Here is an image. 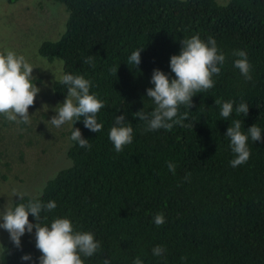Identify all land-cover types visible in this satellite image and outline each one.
Listing matches in <instances>:
<instances>
[{"label": "trees", "instance_id": "trees-1", "mask_svg": "<svg viewBox=\"0 0 264 264\" xmlns=\"http://www.w3.org/2000/svg\"><path fill=\"white\" fill-rule=\"evenodd\" d=\"M54 1L66 9L64 31L58 39L44 40L39 53L50 62L59 58L63 74L90 80V93L106 107L97 116L100 133L87 129L82 119L73 125L92 147L70 140V165L48 179L39 197L57 204L42 213L48 217L44 223L67 217L76 231L93 233L102 250L82 257L85 264L104 259L133 264L137 256L144 264H264V0ZM193 35L216 40L226 56L221 73L213 77L212 89L192 97L190 109L180 106L179 114L188 112L182 124L145 132V122L133 113L154 108L146 96L154 87L153 70L175 78L170 57ZM139 49L141 62L134 68L126 62ZM236 49L247 53L251 81L233 66ZM89 56L95 67L83 63ZM116 67L114 75L110 69ZM53 89L58 99L66 98L59 79ZM215 99L233 102L228 120L220 117ZM241 102L249 105L247 116L235 112ZM116 115H125L134 133L120 153L108 138ZM235 119L243 131L256 124L262 139L249 138L250 159L233 168L235 154L225 133ZM4 122L0 119V145ZM71 131L72 125L69 138ZM169 161L176 164L175 174ZM2 162L0 150V183L7 177ZM33 196L25 194L23 202ZM19 202L20 197L13 206ZM157 213L165 217L159 227L153 220ZM29 220L36 222L31 214ZM21 245L16 248L8 234L1 264H39L35 229L21 237ZM157 245L166 249L161 257L152 253ZM26 253L32 260H21Z\"/></svg>", "mask_w": 264, "mask_h": 264}, {"label": "clouds", "instance_id": "clouds-1", "mask_svg": "<svg viewBox=\"0 0 264 264\" xmlns=\"http://www.w3.org/2000/svg\"><path fill=\"white\" fill-rule=\"evenodd\" d=\"M181 44L179 54L170 57L169 66L175 78L170 79L159 68L153 70L151 83L154 87L146 90V96L153 101V110L145 112L142 108L133 113L134 117H139V121L145 122V132L171 130L174 125L182 124L188 118V112L179 114L180 106L184 105L190 109L193 96L212 89L215 85L213 77L221 73L226 61L225 54L218 49L217 42L212 37L205 42L199 35H193L182 40ZM140 52L141 49L133 51L126 63L137 67L141 62ZM232 56L238 57L233 61V66L240 71L246 81H251L252 65L248 61L246 51L236 49ZM83 63L95 67L91 56ZM34 67L23 55H18L13 50L0 52V116L8 121L31 123L29 107L34 105L40 91L33 80ZM110 71L117 75L118 67ZM59 83L67 88L66 98L54 106L53 111L56 115L48 122L57 129L65 124H71L69 139L78 143L80 148L91 150L92 145L88 139L83 138L81 130L74 128L73 125L82 119L87 129L100 133L103 124L98 122L97 116L106 104L94 93H90L92 82L83 75L62 74ZM215 104L220 106V117L228 120L234 110L233 102L215 99ZM235 112L247 116L249 105L241 102L235 106ZM125 121V115H116L114 125L108 134L117 153L122 152L126 145L133 142V128L125 124ZM261 131L256 124L243 131L240 119L231 122L225 136L229 138L231 150L235 154V158L230 161L233 168L248 162L251 156L249 138L252 142L260 141ZM167 166L169 171L175 174L176 164L169 161ZM185 179L187 180L188 176ZM36 191L37 195L30 197L26 203L23 202V193L14 192L13 195H19L20 202L15 203L13 207L4 206L0 209V228L8 232L16 248L22 247L21 237L35 229V247L41 253L38 258L39 264H85L82 257L90 258L102 250L100 241L93 233L76 231L72 221L67 217H56L50 223H44L48 217L42 216V213L54 211L57 204L54 200L45 203L39 198L43 194L44 186L38 187ZM29 214L35 218V223L29 220ZM153 220L157 227L165 223L162 213H157ZM165 252L166 249L159 245L152 249L153 255L157 257L163 256ZM185 259L186 257H181V260ZM21 260H32V256L30 253L23 254ZM103 264H111V260L104 259ZM133 264H144V261L137 256Z\"/></svg>", "mask_w": 264, "mask_h": 264}, {"label": "rangeland", "instance_id": "rangeland-1", "mask_svg": "<svg viewBox=\"0 0 264 264\" xmlns=\"http://www.w3.org/2000/svg\"><path fill=\"white\" fill-rule=\"evenodd\" d=\"M223 1V0H219ZM66 9L54 0H0V52L13 50L33 66V80L40 89L33 106L29 107L31 123L2 122V171L6 179L0 183V209L12 207L19 195H37L60 169L70 165L68 132L71 124L57 129L48 120L56 115L53 108L58 99L53 84L63 74V62L48 61L39 53L44 40L58 39L64 31ZM48 127H47V125ZM8 232L0 228V254ZM1 264V259H0Z\"/></svg>", "mask_w": 264, "mask_h": 264}]
</instances>
